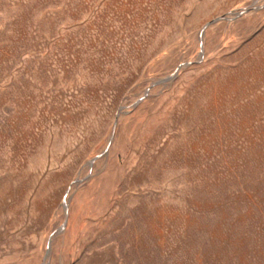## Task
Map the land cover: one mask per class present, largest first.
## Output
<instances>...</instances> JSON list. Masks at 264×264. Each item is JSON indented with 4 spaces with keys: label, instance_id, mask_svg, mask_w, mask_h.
<instances>
[{
    "label": "rangeland",
    "instance_id": "374dc122",
    "mask_svg": "<svg viewBox=\"0 0 264 264\" xmlns=\"http://www.w3.org/2000/svg\"><path fill=\"white\" fill-rule=\"evenodd\" d=\"M0 264H264V0H0Z\"/></svg>",
    "mask_w": 264,
    "mask_h": 264
},
{
    "label": "water",
    "instance_id": "95a60500",
    "mask_svg": "<svg viewBox=\"0 0 264 264\" xmlns=\"http://www.w3.org/2000/svg\"><path fill=\"white\" fill-rule=\"evenodd\" d=\"M243 14H245V12L243 13ZM242 14V15H243ZM217 20H214V21H212V22H210V23H208V25L205 27V29L204 30H206V28L209 26V25H211L212 23H214V22H216ZM184 65H181L179 68H178V70H177V72L180 70V68L181 67H183ZM172 77H170V78H168V80H170ZM49 257V252H48V254H47V257L46 258H48Z\"/></svg>",
    "mask_w": 264,
    "mask_h": 264
}]
</instances>
